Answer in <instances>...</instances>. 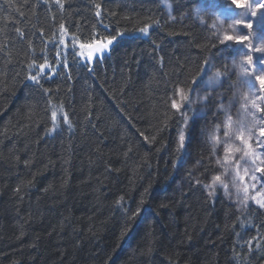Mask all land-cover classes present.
I'll list each match as a JSON object with an SVG mask.
<instances>
[{"label": "trees", "instance_id": "trees-1", "mask_svg": "<svg viewBox=\"0 0 264 264\" xmlns=\"http://www.w3.org/2000/svg\"><path fill=\"white\" fill-rule=\"evenodd\" d=\"M167 3L174 19L164 0H64L63 10L53 0H0V264H264V210H237L221 188L213 202L196 184L217 175L211 149L195 136L197 123L186 130L190 161L173 167L184 123L171 108L175 87L187 91L205 57L221 71L227 65L222 81L235 82L229 57L239 45L223 62L214 10L198 0ZM221 19L223 31L233 18ZM61 23L67 48L59 44ZM144 24L151 25L147 36L137 31ZM118 31L125 35L103 59L78 56L77 44ZM45 57L50 67L37 84L28 76ZM199 86L193 100L207 92ZM209 102L191 108L218 105ZM236 102L234 121L248 103L243 94ZM253 236L260 248L254 242L249 253Z\"/></svg>", "mask_w": 264, "mask_h": 264}, {"label": "snow or ice", "instance_id": "snow-or-ice-1", "mask_svg": "<svg viewBox=\"0 0 264 264\" xmlns=\"http://www.w3.org/2000/svg\"><path fill=\"white\" fill-rule=\"evenodd\" d=\"M53 2L59 6L61 10L64 8V0H53ZM44 3H48V0H44ZM165 5L169 8V18L174 19L171 15V5L164 0ZM214 9L212 14L216 17V22H214L211 27L214 31V38L219 40V43L223 47L219 50L218 55L223 56L225 52L232 50V45H239L245 51L246 54L241 57L237 62L235 59L232 62L234 68H238L239 72L237 74V80L230 84V88H235L237 91L241 89H248L243 94V99L246 102H250L251 110L249 108V103L241 104V109L245 113V117L234 121L231 114L228 113V107L222 102V93L217 95V100L220 102L217 105L216 112L213 113L214 117L220 112H225V119L223 123H217L214 130L208 132L207 142L211 145V154L216 156V164L223 168L222 174L213 175L211 181L207 184L201 182L197 179L196 184L206 190L207 196L213 199L217 196V189L222 188L224 195L229 199L232 198L231 188L236 190V202L241 209H247L250 202L254 203L259 209L264 210V39L261 40L259 46L254 44L256 39L254 33L257 28H264V0H223V8L221 11H216L215 9L220 8V5L213 0L211 5ZM97 11L95 15L97 17L101 16V5H95ZM240 10V11H237ZM194 14L199 18L202 15L203 9L201 7H196L192 10ZM221 16L224 18L235 17L231 20V23L227 24V28H224ZM158 23V22H157ZM151 25L144 24L143 27L139 28L137 31L145 36L149 34ZM242 29H247V34H239ZM17 33L23 37L24 32L19 28L16 29ZM60 40L59 44L64 45L65 36L68 35L67 29L64 23L59 25ZM41 35H43V30H41ZM124 32L118 31L114 36L104 37L103 41H93L92 43H80L79 48L81 49L78 54L84 57L85 63H94L98 59H103L105 52L110 54L112 46L116 41L124 36ZM73 42L76 41V37L72 36ZM231 42V44H230ZM31 47V44H29ZM157 47H159L157 45ZM75 48V43L73 44ZM87 50L85 56L84 50ZM260 54V55H255ZM59 58L61 52L57 49L56 53ZM163 59V58H161ZM60 59H57V63H61ZM64 67H68L66 60L63 61ZM36 66V61L33 60L30 68ZM40 72L36 75H29L28 79L39 84L40 75L45 69L49 68L47 57H45L44 63L39 64ZM213 63V57H205L203 63L198 66V70L195 75L191 78V83L187 91L183 87L176 86L174 96L179 99H171V108L180 113L183 120V125L180 127L179 134L177 137V148L178 153L177 160L174 162L173 167H177L178 164L182 162L183 154L186 150V140L187 134L185 129L197 116V110L191 108L193 104H207L212 97V93L215 91L216 87L222 85V77L227 75V65H225V71H221L219 68H215ZM54 72L55 69L53 68ZM89 72L92 71L91 68L88 69ZM211 72V75H209ZM207 76V80L204 77ZM203 84L208 91L205 95L196 97V100L191 98V93L196 86ZM47 92V89H45ZM236 93H233V99ZM255 97V99H252ZM231 103V101H230ZM188 109L191 111V115L188 114ZM203 112V109H201ZM259 114V117L258 115ZM246 117H251L249 121ZM57 112L52 113L53 127L48 130L49 133L55 131L56 129ZM63 122L71 128V122L67 113L63 115ZM259 128L258 135H255V148H253V134L254 131ZM223 132V136L219 133ZM235 141H239V146L234 144ZM147 140L148 138L145 137ZM154 139V138H153ZM223 147V157L218 155V150ZM259 149V151L257 150ZM243 153L236 159V154ZM201 163V161H198ZM235 166L234 168L232 166ZM243 166V175H241V167ZM259 174V175H257ZM231 176V180L228 181V177ZM247 180H251L252 183H248ZM259 185V190H257ZM19 190V189H17ZM147 189L145 194H147ZM254 193V194H253ZM123 197L116 201V205L123 208L122 203ZM141 206L137 207L134 212H132V219H135L143 210V205L145 201L141 200ZM243 222L241 227H243ZM123 235V233H122ZM239 237V233H237ZM239 242V241H237ZM255 242L257 250L260 248L259 239L256 236L251 237L247 240L248 251L251 253L253 251L252 245ZM239 253L234 252V258L239 257Z\"/></svg>", "mask_w": 264, "mask_h": 264}, {"label": "rangeland", "instance_id": "rangeland-1", "mask_svg": "<svg viewBox=\"0 0 264 264\" xmlns=\"http://www.w3.org/2000/svg\"><path fill=\"white\" fill-rule=\"evenodd\" d=\"M221 2L219 3V5H220V7H222L223 6V0H220ZM162 2H163V0H162ZM198 4L200 5V6H204V7H208V10H211V11H213L214 9H213V7L211 6L212 5V3L210 4V5H207L208 3H207V0H198ZM209 12V11H208ZM232 18H235V17H232ZM226 26V25H225ZM227 28V27H226ZM262 30V28H257L256 29V31H255V33H254V35H255V37H256V39L259 41V43H257L256 45L257 46H259L260 45V43H261V40L262 39H264V38H260V33L262 32L261 31ZM257 33H259V34H257ZM264 33V32H263ZM239 34H247V29H242L241 30V32L239 33ZM256 40V41H257ZM231 44V43H230ZM76 47L78 48V54L80 53V51H81V49L79 48V44H77L76 45ZM84 52H85V56H86V54H87V50L85 49L84 50ZM243 54L245 55L246 53H245V51L244 50H242V53L240 52V51H235V53H234V57H233V55L232 54H230L231 56L229 57V60H230V64H229V67H230V71H232V73H234V74H238V72H239V69L238 68H234L233 66H232V62H233V60L235 59L237 62L241 59V57L243 56ZM225 55V54H224ZM220 56L219 55V57H221L223 60V62H225L226 61V59H227V57H225V56ZM257 55H260V54H257ZM79 56V55H78ZM80 58H82V59H84V57H81V56H79ZM216 68V67H215ZM236 77H237V75H236ZM205 80H207V77H205ZM236 81V80H235ZM224 84H226L225 86L223 85L222 87L220 86V87H217V88H215V91L212 93V97L210 98V101L212 100L213 102H215V103H219L220 102V100H217V95L218 94H223L222 95V97H221V99H222V102H223V104L225 105V106H227L228 107V109L230 108V111H228V113H230L231 115H234V114H236V112H237V106H236V103H238V102H236L239 98H240V96H241V94H244V92L245 91H248V89H241V91L239 90V91H237V89H235V88H230L229 86H230V84H232L233 82H230V81H226V79H224L223 81H222ZM203 87H205V86H203V84H202V86H199V88L202 90V88ZM205 89L208 91V89L205 87ZM225 90V91H224ZM236 93V96H235V98L233 99V93ZM192 98V97H191ZM228 98V99H227ZM252 99H255V97H252ZM230 101H231V103H230ZM249 103V105H250V102H248ZM211 104V102H209V105ZM239 104V103H238ZM212 106V105H211ZM251 106V105H250ZM202 109V108H201ZM201 109L198 107L196 110H197V112H199V113H201ZM216 109H217V107H215V108H213L212 110H210V108H209V106H207V110L206 111H208V116H210L211 117V120L209 119V121L212 123V121L213 120H216V116L219 114H217L215 117H214V115H213V113H215L216 112ZM203 111H205L204 109H203ZM199 113H197V114H199ZM208 118V117H207ZM249 121H250V119H248ZM257 130H258V127H257V129L254 131V134H253V136H255L256 135V133H257ZM232 142H234V144L236 145V146H239V141H235L234 140V138H233V141ZM252 143H253V141H252ZM222 149H223V147H222ZM259 151V150H258ZM223 152V151H222ZM243 153H239V154H236V159H238L239 158V156L240 155H242ZM187 161H190V158H187V157H183L182 158V162H181V164H180V166L183 164V162H184V164L183 165H186V163H187ZM188 164V163H187ZM193 164H195L196 165V163H193ZM182 165V166H183ZM213 166H214V171L216 172V174H222L223 173V168L222 167H220L219 169L215 166V164L213 163ZM233 168L235 167L234 165L232 166ZM218 171V172H217ZM241 175H243V166L241 167ZM215 175V174H214ZM257 175H259V174H257ZM231 180V176H229L228 177V181H230ZM209 181H211V179L209 180ZM247 182L248 183H252V181L251 180H247ZM222 189V188H221ZM223 190V189H222ZM257 190H259V185H258V188H257ZM231 194H232V196H235V198H236V190H235V188H231ZM254 194V193H253Z\"/></svg>", "mask_w": 264, "mask_h": 264}, {"label": "bare ground", "instance_id": "bare-ground-1", "mask_svg": "<svg viewBox=\"0 0 264 264\" xmlns=\"http://www.w3.org/2000/svg\"><path fill=\"white\" fill-rule=\"evenodd\" d=\"M211 3H213L212 1H211ZM211 3H208V5H210ZM233 47H236V46H233L232 45V48ZM237 51H241V53H242V50H244L241 46H237L236 48H235ZM235 50V51H236ZM245 51V50H244ZM245 53H246V51H245ZM244 55V54H243ZM209 75H211V72H209ZM205 77H207V76H205ZM223 83V82H222ZM225 86L226 84H222L221 85V87L222 86ZM217 88V87H216ZM186 111H188V114L190 115V110H186ZM197 113H199V112H197ZM220 115H221V119L219 120V121H212V122H214V123H212L211 124V122L209 121V119L207 118V116H208V111H203V112H201V113H199V114H197V116H196V118L192 121V122H195V123H197V131H196V134H195V136L196 137H198L199 138V140L201 141V142H203L206 146H208L210 149H211V145L207 142V135H208V132H210V131H212V130H214V128H215V125L217 124V123H223V121H224V119H225V112H223V111H221L220 112ZM236 120H239V118H237ZM235 120V121H236ZM183 125V123L181 124V126ZM180 126V127H181ZM180 127H179V130H180ZM187 128H188V126H187ZM187 128L185 129V131L187 130ZM179 130L177 131V136L176 137H178V134H179ZM219 135L220 136H223V132L221 131L220 133H219ZM193 138V137H192ZM191 138V139H192ZM187 147V146H186ZM223 149L221 150V147L219 148V150H218V155L222 158L223 157ZM190 154H191V152L190 151H188V149L186 148V150H185V152H184V154H183V157H187V158H189V156H190ZM212 158H213V161H215L214 162V164H215V166L219 169L220 168V166H218L217 164H216V156H213L212 155ZM181 164V163H180ZM180 164H179V166H180ZM183 164H184V162H183ZM182 164V165H183ZM181 165V166H182ZM178 166V167H179ZM218 172V171H217ZM216 173V172H215ZM225 196V195H224ZM226 197V196H225ZM228 198V197H227ZM230 201L233 203V204H235V206H236V209L237 210H240L241 212H245L247 209H250V208H252V207H256V205L254 204V203H252V202H250V204H249V207L247 208V209H241L240 208V206L237 204V202H236V198H235V196H232V198L230 199Z\"/></svg>", "mask_w": 264, "mask_h": 264}]
</instances>
